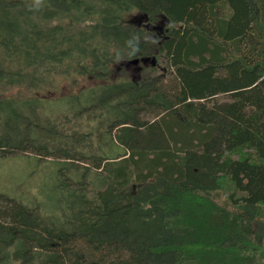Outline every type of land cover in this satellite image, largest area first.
<instances>
[{"label": "trees", "instance_id": "obj_1", "mask_svg": "<svg viewBox=\"0 0 264 264\" xmlns=\"http://www.w3.org/2000/svg\"><path fill=\"white\" fill-rule=\"evenodd\" d=\"M14 154L61 168L0 264H264V0H0Z\"/></svg>", "mask_w": 264, "mask_h": 264}, {"label": "rangeland", "instance_id": "obj_2", "mask_svg": "<svg viewBox=\"0 0 264 264\" xmlns=\"http://www.w3.org/2000/svg\"><path fill=\"white\" fill-rule=\"evenodd\" d=\"M140 22L146 24L143 19ZM145 63H149V61L147 60ZM137 70L138 67L132 66V69L129 67L127 69L128 76L134 77ZM66 89L68 88L66 87ZM10 93H14V90H10ZM46 108L49 109L47 106L40 108L43 114L48 113ZM41 111L39 112L43 116ZM60 168L61 166L56 163V160H38L32 154L0 156V193L27 205H33L36 201L44 202L43 205H46L48 210L47 205L50 200L47 196H56L54 188L58 182Z\"/></svg>", "mask_w": 264, "mask_h": 264}, {"label": "water", "instance_id": "obj_3", "mask_svg": "<svg viewBox=\"0 0 264 264\" xmlns=\"http://www.w3.org/2000/svg\"><path fill=\"white\" fill-rule=\"evenodd\" d=\"M143 21H145L146 22V18H143ZM145 27H146V29L147 30H150L151 28H152V26H151V24L150 23H146L145 24ZM160 31H162V29L160 28ZM137 63V60H134L133 62H131V64H136ZM152 63L153 64H155V60L152 58ZM126 66L128 65V64H125Z\"/></svg>", "mask_w": 264, "mask_h": 264}]
</instances>
